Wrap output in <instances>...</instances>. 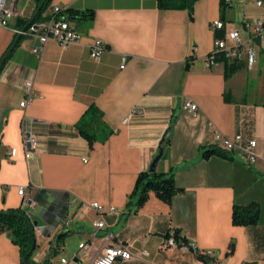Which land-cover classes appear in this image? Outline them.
Instances as JSON below:
<instances>
[{"label": "crops", "instance_id": "obj_1", "mask_svg": "<svg viewBox=\"0 0 264 264\" xmlns=\"http://www.w3.org/2000/svg\"><path fill=\"white\" fill-rule=\"evenodd\" d=\"M256 2L196 0L190 12L161 8L157 0H50L39 20L55 6L95 16L69 19L80 41L63 48L49 40L39 56V38L20 31L40 0H8L17 14L0 25V62L9 54L0 71V211H26L36 264H91L105 246L120 242L134 258L114 264H264V42L257 41L256 63H237L243 66L228 78L229 62L206 60L226 30L264 19ZM218 21L225 30L213 27ZM96 41L105 45L98 61L90 56ZM29 79L36 97L22 107ZM188 100L196 114L184 110ZM91 105L109 131L96 129L93 144L77 126ZM24 122L39 139L29 159ZM171 126L157 171L172 173L183 191L170 204L151 194L138 206L136 180ZM215 132L256 140L258 162L249 165L239 155L203 159L202 150L216 146ZM20 187L33 207L24 204ZM93 202L106 210L104 228L94 226ZM253 202L260 206L258 223L233 224L234 207ZM175 230L188 243L168 246ZM82 243L88 255L79 259ZM0 264H25L9 230L0 232Z\"/></svg>", "mask_w": 264, "mask_h": 264}, {"label": "built area", "instance_id": "obj_2", "mask_svg": "<svg viewBox=\"0 0 264 264\" xmlns=\"http://www.w3.org/2000/svg\"><path fill=\"white\" fill-rule=\"evenodd\" d=\"M233 0H225L227 5H230ZM256 5L258 7H264V0H257ZM67 8L61 6H55L47 19L34 21L26 30L20 31L22 35H32L38 37L41 46L34 49V53L41 56L43 52V46L49 40H56L63 48L69 45L79 42L81 34L74 29L66 15ZM16 8L9 5L8 0H0V25L9 26V21L16 16ZM216 30H225V23L218 21L213 24ZM241 28H231L225 31L224 36L216 39L214 49L207 55L206 60L209 66L216 64L218 57H223L225 61L229 63L245 62L249 68H251L257 61V41L264 42V19L259 18L254 21H244ZM243 30L246 32H243ZM105 51V45L102 41H96L90 46V56L93 60L98 61L101 59ZM196 50H194L195 52ZM126 58L123 59V66H125ZM24 88L26 91V98L21 102V106L24 107L29 104L36 97L34 80L29 79L25 82ZM184 110L196 114L198 112V106L196 103L188 100L183 105ZM137 111L132 112L126 119L128 122L132 115ZM23 141L25 149V158L29 159L32 154L39 147V139L36 132L33 130L31 124L23 123ZM214 140L216 147L229 153L230 155H239L249 165H254L258 162V155L255 152L257 141L251 140L244 142L241 135L235 137H228L220 132H215ZM16 156V149L10 150V157ZM84 161H87L84 159ZM19 194L24 196V204L28 207H33L35 202L26 196L25 188H19ZM91 208L95 210L99 219L94 223V226L98 229L106 227L104 215L106 213L105 208L99 202H93L90 204ZM69 224V222H68ZM168 246H176L177 242L173 238L166 239ZM189 246L197 252L196 245L190 243ZM80 251L75 255L76 258L83 259L86 257L88 244H80ZM144 255H148L145 251ZM207 255L212 256V253L207 252ZM134 258L132 252L122 242L109 244L104 247L101 254L91 262V264H114L118 259L128 261ZM66 259H62V264H67Z\"/></svg>", "mask_w": 264, "mask_h": 264}, {"label": "trees", "instance_id": "obj_3", "mask_svg": "<svg viewBox=\"0 0 264 264\" xmlns=\"http://www.w3.org/2000/svg\"><path fill=\"white\" fill-rule=\"evenodd\" d=\"M44 0H40L42 3ZM196 0H157L159 6L165 9H186L192 12L194 3ZM50 0H46L44 6L40 12L34 16V21L41 18L43 11L48 7ZM227 5V4H226ZM68 13L67 19L77 18L80 20H93L95 16L94 10L80 11L76 9H67ZM5 58V57H4ZM3 60L0 62V71L3 68L5 62ZM225 60L222 56L217 58V61ZM228 62V61H227ZM243 64L229 63L226 68V78L230 77L238 69H240ZM78 129L80 134L88 140L90 144H93L96 137V129L106 130V126L102 120V114L100 110L95 106L91 105L81 120L78 122ZM109 131L106 130V136ZM217 155L225 158L232 159L233 156L229 153L223 151L218 147L205 148L202 150L201 157L203 159H209L210 157ZM183 190L176 185L174 175L172 173H164L160 171L141 172L136 180L133 195L138 196L137 204L138 206L144 205L149 199L151 194H155L158 198L164 202L170 204L173 197L182 192ZM28 217L26 211L21 208L11 209L8 211H0V232L4 230H9L13 235V241L19 245L22 257L30 251L32 246V225L27 223ZM260 219V206L258 203H251L247 206H235L232 214V222L235 225H255ZM34 234V233H33ZM173 238L178 244H186L188 240L182 236L180 230H175L173 233L168 234L166 239ZM33 255V254H32ZM30 256V261L36 264Z\"/></svg>", "mask_w": 264, "mask_h": 264}, {"label": "water", "instance_id": "obj_4", "mask_svg": "<svg viewBox=\"0 0 264 264\" xmlns=\"http://www.w3.org/2000/svg\"><path fill=\"white\" fill-rule=\"evenodd\" d=\"M45 1L44 0L41 5L39 6V9L36 13V15L40 12V10L42 9V7L44 6L45 4ZM34 19V18H33ZM33 23V20L30 21V23L28 24V26L24 29L26 30L31 24ZM9 57V54L4 58V61H6ZM171 131H172V126L167 130V132L165 133V135L163 136L162 140L160 141V144H159V148H158V153L157 155L155 156L150 168H149V171L150 172H155L157 171V166H158V163L159 161L162 159V157L164 156L165 154V151H166V146H167V143H168V140L170 138V135H171ZM27 223H28V226H29V219L26 220ZM37 224V223H36ZM31 234H32V246H31V249L30 251L24 256L23 258V261L25 264H33L31 261H30V256L34 253L35 249H36V238H35V235L33 234L32 230H31Z\"/></svg>", "mask_w": 264, "mask_h": 264}]
</instances>
